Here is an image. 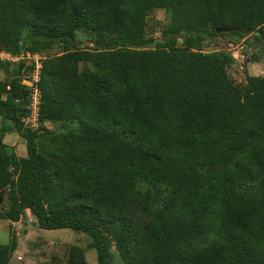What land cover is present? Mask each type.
<instances>
[{
	"label": "trees",
	"instance_id": "trees-1",
	"mask_svg": "<svg viewBox=\"0 0 264 264\" xmlns=\"http://www.w3.org/2000/svg\"><path fill=\"white\" fill-rule=\"evenodd\" d=\"M159 8L170 22L154 42L147 16ZM262 25L264 0H0V51L63 44L40 69L36 128L23 123L18 71L0 78V117L26 148L0 138V218L28 209L40 228L83 231L96 264L111 246L125 264H264V77L235 83L232 53L202 50L206 33ZM77 30L99 47H75ZM46 120L76 128L51 132ZM15 247L0 243V264ZM72 264H88L82 250Z\"/></svg>",
	"mask_w": 264,
	"mask_h": 264
},
{
	"label": "rangeland",
	"instance_id": "rangeland-1",
	"mask_svg": "<svg viewBox=\"0 0 264 264\" xmlns=\"http://www.w3.org/2000/svg\"><path fill=\"white\" fill-rule=\"evenodd\" d=\"M170 14L167 9L159 8L151 11L147 16L146 32L149 37L155 41H164L162 30L169 24ZM232 28L229 31L237 30L238 27L227 26ZM259 27V26H258ZM246 30L242 34L226 33L222 35H209L206 33L202 43L203 51H213L224 49L230 51L234 56V62L228 67V73L235 83L243 84L246 82L247 75L264 77V45L256 41L258 35H263L258 29ZM29 31L22 34L23 40L28 39ZM94 34L84 30H77L74 36V46L80 48L99 47L93 42ZM177 44H182L184 34L177 36ZM154 42L145 44L141 47H154ZM25 43V42H24ZM63 49L62 43H56L51 48L42 52H31L25 49V44L20 49L19 55L22 58L11 61L8 69H0V78L5 79L8 73L18 71V75L25 85H29L31 78L34 76L33 70L36 61L40 65L48 56L60 54ZM0 55V59L6 58ZM19 62L24 65L19 68ZM83 63L80 64V68ZM40 73V71H39ZM29 103V101H28ZM45 127L51 132L74 130L75 123L62 122L60 120H46ZM0 138L2 145L8 151L11 146H22L23 138L17 132L14 125L6 124L0 119ZM25 145V143H24ZM10 146V147H9ZM7 205L6 191L0 193V209ZM15 238L16 247L13 251L9 262L13 264H72L75 249L83 251L88 264H96L97 255L93 247L92 238L85 232L71 228L45 229L40 228L35 216L26 209L18 222L13 223L7 219L0 218V243H8L11 237ZM111 260L109 264H125L120 255L111 246Z\"/></svg>",
	"mask_w": 264,
	"mask_h": 264
},
{
	"label": "built area",
	"instance_id": "built-area-1",
	"mask_svg": "<svg viewBox=\"0 0 264 264\" xmlns=\"http://www.w3.org/2000/svg\"><path fill=\"white\" fill-rule=\"evenodd\" d=\"M6 55L8 56V59L10 61H16L23 57L22 54L19 55L18 53L13 55V54L6 52ZM33 71H34L33 72L34 76L31 78L30 84L29 85L26 84V86L29 89V96H28L29 112L23 118L24 126L32 128V129L36 128L39 124L38 111H39V103H40V90L36 83L39 79L40 65L37 61L35 63V67Z\"/></svg>",
	"mask_w": 264,
	"mask_h": 264
},
{
	"label": "crops",
	"instance_id": "crops-1",
	"mask_svg": "<svg viewBox=\"0 0 264 264\" xmlns=\"http://www.w3.org/2000/svg\"><path fill=\"white\" fill-rule=\"evenodd\" d=\"M3 53H5L4 51H0V55L1 54H3ZM5 54H3V56H4ZM3 60H9L8 59V56H6V58L5 59H3ZM10 61V60H9ZM12 64V63H11ZM0 119H2L4 122H6V124L7 125H9V124H11L12 122L11 121H9V120H7V119H3L2 117H0ZM10 147V146H9ZM11 151H14L17 155H19V156H26V148H25V145H24V143H22V146H18V145H16V146H11ZM10 152V151H9ZM0 193H1V191H0ZM18 221H16V223H17ZM13 223H15V222H13ZM8 264H13L12 262H9Z\"/></svg>",
	"mask_w": 264,
	"mask_h": 264
},
{
	"label": "water",
	"instance_id": "water-1",
	"mask_svg": "<svg viewBox=\"0 0 264 264\" xmlns=\"http://www.w3.org/2000/svg\"><path fill=\"white\" fill-rule=\"evenodd\" d=\"M232 28L230 27H227V26H218L216 27V31L219 32V31H229L231 30Z\"/></svg>",
	"mask_w": 264,
	"mask_h": 264
}]
</instances>
